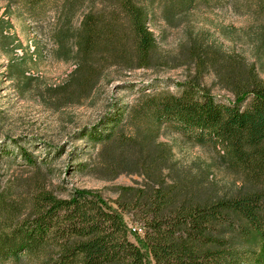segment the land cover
Here are the masks:
<instances>
[{"label": "trees", "instance_id": "obj_1", "mask_svg": "<svg viewBox=\"0 0 264 264\" xmlns=\"http://www.w3.org/2000/svg\"><path fill=\"white\" fill-rule=\"evenodd\" d=\"M14 2L35 18L40 16L36 10L50 3L68 24L55 26L62 44L73 16L85 8L72 31L76 66L69 80L79 86L92 85L110 65L148 67L160 58L148 25L153 7L169 20L196 7L227 4L260 19L255 36L264 46V0ZM0 23V37H5L9 22L0 18ZM206 41L192 36L184 49L199 67L213 70L233 98L219 101L195 83L180 93H145L100 128L85 131L100 142L105 163L89 170L113 177L135 160L129 152L151 180L146 188L121 185L112 202L86 188L66 197L44 188L29 195L0 188V264L21 256L34 264H264V79L242 54ZM164 123L195 142L218 146L226 167L242 176L241 184L219 194L203 174L175 164L165 143L156 141ZM131 210L143 223L142 235L129 230L124 212Z\"/></svg>", "mask_w": 264, "mask_h": 264}, {"label": "rangeland", "instance_id": "obj_2", "mask_svg": "<svg viewBox=\"0 0 264 264\" xmlns=\"http://www.w3.org/2000/svg\"><path fill=\"white\" fill-rule=\"evenodd\" d=\"M83 9L73 16L71 31L62 44L54 35L55 26L65 29L68 24H63L50 3L36 10L40 16L35 18L21 3L0 0V18L9 22L4 28L6 36L0 37V188L11 187L14 194L29 195L44 188L66 197L75 188H86L112 202L120 195L121 185L149 187L151 180L134 164V153H126L135 160L113 177L103 175L102 169L89 170L105 163L100 142L85 131L100 128L110 115L145 93H180L195 83L219 101L233 98L213 70L202 69L187 55L184 47L192 36L202 37L221 51L242 54L254 62L264 79V46L255 36L260 19L221 4L196 7L169 20L153 7L148 25L160 58L148 67L110 65L92 85L79 86L69 79L76 66L72 31ZM156 141L165 143L175 164L203 174L219 194L234 191L242 182V176L226 167L221 151L212 143L195 142L170 123L161 125ZM79 162L86 166L81 169ZM133 212H124L128 227L143 225ZM130 236L137 241L136 235ZM5 264L34 262L21 256Z\"/></svg>", "mask_w": 264, "mask_h": 264}, {"label": "built area", "instance_id": "obj_3", "mask_svg": "<svg viewBox=\"0 0 264 264\" xmlns=\"http://www.w3.org/2000/svg\"><path fill=\"white\" fill-rule=\"evenodd\" d=\"M129 230H130V232L142 233L143 232V226L140 224L129 225Z\"/></svg>", "mask_w": 264, "mask_h": 264}]
</instances>
